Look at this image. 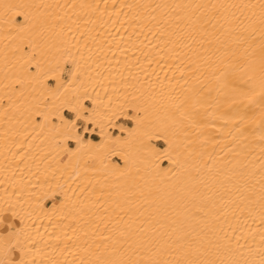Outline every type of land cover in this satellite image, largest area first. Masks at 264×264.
Returning <instances> with one entry per match:
<instances>
[{"label": "bare ground", "instance_id": "obj_1", "mask_svg": "<svg viewBox=\"0 0 264 264\" xmlns=\"http://www.w3.org/2000/svg\"><path fill=\"white\" fill-rule=\"evenodd\" d=\"M0 264H264V0H0Z\"/></svg>", "mask_w": 264, "mask_h": 264}, {"label": "rangeland", "instance_id": "obj_2", "mask_svg": "<svg viewBox=\"0 0 264 264\" xmlns=\"http://www.w3.org/2000/svg\"><path fill=\"white\" fill-rule=\"evenodd\" d=\"M26 50H28L27 48H26ZM65 77H66V75H65V73L63 74V78L65 79ZM49 84L50 85H52L53 84V82L51 81V82H49ZM86 105L87 106H89V104L88 103H86ZM63 113H64V115L66 116V117H68V118H72V115L71 114H69L68 112H66V111H63ZM129 113H132L131 111H129ZM39 121V120H38ZM115 123L116 124H118V123H122V124H125V125H128V126H130L131 125V123L130 122H128V121H125V120H122V119H118V120H116L115 121ZM78 125H79V127L81 126V128L83 127V123L82 122H78ZM81 128H79V132H81ZM111 132H113V134H115L116 133V131H113V130H111ZM86 136H89V135H86ZM91 138H93V139H96L97 137L95 136V135H92V136H90ZM157 146H159V147H163V144L162 143H160V142H156L155 143ZM69 145L70 146H72V144L71 143H69ZM114 159V161H117V162H119V160H117V158H113ZM165 164V163H164ZM85 194H82L81 195V197H80V199H78L79 201H82L83 200V196H84ZM54 201H56L57 203H59V200H58V198H56V197H54V199H53ZM81 203V202H80ZM12 250H14L13 248H12Z\"/></svg>", "mask_w": 264, "mask_h": 264}, {"label": "crops", "instance_id": "obj_3", "mask_svg": "<svg viewBox=\"0 0 264 264\" xmlns=\"http://www.w3.org/2000/svg\"><path fill=\"white\" fill-rule=\"evenodd\" d=\"M80 128H81V126H80Z\"/></svg>", "mask_w": 264, "mask_h": 264}]
</instances>
